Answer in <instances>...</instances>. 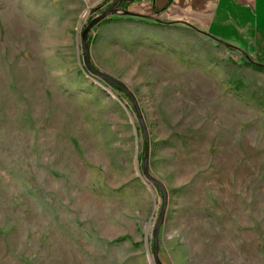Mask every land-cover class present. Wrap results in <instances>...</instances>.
<instances>
[{
  "label": "rangeland",
  "instance_id": "rangeland-1",
  "mask_svg": "<svg viewBox=\"0 0 264 264\" xmlns=\"http://www.w3.org/2000/svg\"><path fill=\"white\" fill-rule=\"evenodd\" d=\"M114 1L0 0V264H156L134 104L83 57ZM124 15L87 42L143 113L161 262L264 264V70Z\"/></svg>",
  "mask_w": 264,
  "mask_h": 264
},
{
  "label": "crops",
  "instance_id": "crops-1",
  "mask_svg": "<svg viewBox=\"0 0 264 264\" xmlns=\"http://www.w3.org/2000/svg\"><path fill=\"white\" fill-rule=\"evenodd\" d=\"M123 6L132 22L193 29L264 65V0H134Z\"/></svg>",
  "mask_w": 264,
  "mask_h": 264
},
{
  "label": "water",
  "instance_id": "water-1",
  "mask_svg": "<svg viewBox=\"0 0 264 264\" xmlns=\"http://www.w3.org/2000/svg\"><path fill=\"white\" fill-rule=\"evenodd\" d=\"M120 1H132V0H115L113 3H111V5L103 13H101L100 15H98L97 17L92 19L88 23V25L85 27V29L83 30V33H82L83 57H84V63H85L86 69L90 74L102 79L104 82H106V83H108V84H110L116 88L123 90L131 98V100L134 104L135 111L137 113L140 125L142 127V131L144 134V140H145V146H144L145 151H144V159H143V173L148 180H150L153 184H155V186L162 192V195H163L162 208H161L160 214L158 216V219H157L154 231H153L154 261L156 264H163L159 258V248H160L159 234H160V229H161L162 223L164 221V216H165V212H166V208H167V193H166V189L163 186V184L158 179L153 177L149 171L150 138H149L147 125H146L145 119L143 117V113H142L135 97L133 96V94L130 92V90L123 83H121L120 81L111 77L110 75L99 71L93 65L91 55H90L89 45L87 42V35L90 32V30L94 26L99 24L101 21L106 19L109 15H111L113 13H119V14H125V15L132 14L131 12H129L127 10H124V11H118L117 10L116 6H117L118 2H120Z\"/></svg>",
  "mask_w": 264,
  "mask_h": 264
},
{
  "label": "trees",
  "instance_id": "trees-1",
  "mask_svg": "<svg viewBox=\"0 0 264 264\" xmlns=\"http://www.w3.org/2000/svg\"><path fill=\"white\" fill-rule=\"evenodd\" d=\"M132 1H134V0H132ZM127 2H129V1H120V2H118L116 8H118V7H123L122 5H124V4L127 3ZM106 20H107V18L104 19V20L102 21V23L105 22ZM219 42H221V43L225 44L226 46L232 48L231 45H229V44H227V43H224V42H222V41H219ZM246 57H247V59L250 60V63L252 64V66H253L255 69H257V70H264V65H262V64H258V63H256V62H254L253 59H252L249 55H246ZM113 88H114L115 90L119 91V92H124L123 90H121V89H119V88H116V87H114V86H113Z\"/></svg>",
  "mask_w": 264,
  "mask_h": 264
}]
</instances>
